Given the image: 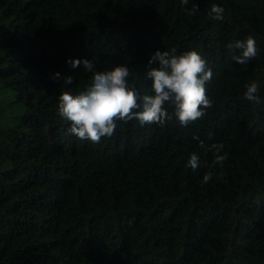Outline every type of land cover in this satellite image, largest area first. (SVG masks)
I'll use <instances>...</instances> for the list:
<instances>
[{
  "label": "trees",
  "instance_id": "1",
  "mask_svg": "<svg viewBox=\"0 0 264 264\" xmlns=\"http://www.w3.org/2000/svg\"><path fill=\"white\" fill-rule=\"evenodd\" d=\"M212 4L225 9L222 21L209 16ZM186 8L181 0H0V85L16 96L0 118V264H264V0ZM249 35L259 54L239 65L234 45ZM173 49L198 51L213 70V106L202 119L120 121L100 143L68 133L59 96L92 83L70 59L101 72L126 65L129 86L154 94L146 76L158 64L149 60ZM253 82L260 104L244 99ZM212 144L223 145L222 166ZM193 152L196 171L186 166Z\"/></svg>",
  "mask_w": 264,
  "mask_h": 264
},
{
  "label": "clouds",
  "instance_id": "2",
  "mask_svg": "<svg viewBox=\"0 0 264 264\" xmlns=\"http://www.w3.org/2000/svg\"><path fill=\"white\" fill-rule=\"evenodd\" d=\"M189 0H181L185 10ZM199 11L198 5H193L189 14L195 15ZM225 9L212 4L209 16L212 20L222 21ZM233 47V45H229ZM234 47L240 49L239 55H234V61L239 65H247L257 58L259 49L256 39L249 35L245 40H237ZM72 68L81 65L86 72L92 73V83L86 90L73 95L70 91H63L59 96L58 113L70 122L68 133L80 140L100 143L102 138L114 136L118 122L138 121L141 126L156 124L163 127L174 118L181 126H188L192 122L202 119L206 110L213 106L207 95L206 85L213 79V70L208 66L205 58L196 50L186 51L177 55L175 50H157L149 60V65L158 64L150 68L146 78L152 81L151 89L154 94H143L139 89L129 86L131 75L126 65L116 66L113 70L101 72L96 70L94 61L88 59L69 60ZM60 73L55 74L59 78ZM73 77L65 79L71 84ZM244 99L253 104H260L259 85L255 82L246 84ZM171 105L174 111L169 112L165 105ZM204 148V142H200ZM222 144H212L209 150L217 153L213 163L221 166L227 159L219 155ZM193 171L201 167V160L193 152L186 165ZM213 173L204 175L205 183L212 179Z\"/></svg>",
  "mask_w": 264,
  "mask_h": 264
},
{
  "label": "rangeland",
  "instance_id": "3",
  "mask_svg": "<svg viewBox=\"0 0 264 264\" xmlns=\"http://www.w3.org/2000/svg\"><path fill=\"white\" fill-rule=\"evenodd\" d=\"M16 96H15V93H13L12 91H9L8 89L6 88H3L1 87L0 85V118L1 117H4L8 114V110L6 107V105L8 106V104L11 102L12 99H14ZM15 109H17V104H14ZM15 113V112H14Z\"/></svg>",
  "mask_w": 264,
  "mask_h": 264
}]
</instances>
